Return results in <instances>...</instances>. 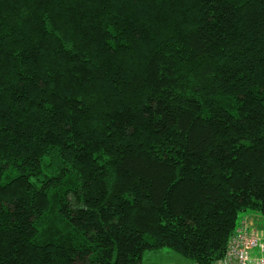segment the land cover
<instances>
[{"label":"trees","instance_id":"obj_1","mask_svg":"<svg viewBox=\"0 0 264 264\" xmlns=\"http://www.w3.org/2000/svg\"><path fill=\"white\" fill-rule=\"evenodd\" d=\"M248 210L264 0H0V264H210Z\"/></svg>","mask_w":264,"mask_h":264},{"label":"built area","instance_id":"obj_2","mask_svg":"<svg viewBox=\"0 0 264 264\" xmlns=\"http://www.w3.org/2000/svg\"><path fill=\"white\" fill-rule=\"evenodd\" d=\"M256 250L259 256H251ZM264 239L247 218H242L228 240L224 255L210 264H264Z\"/></svg>","mask_w":264,"mask_h":264},{"label":"rangeland","instance_id":"obj_3","mask_svg":"<svg viewBox=\"0 0 264 264\" xmlns=\"http://www.w3.org/2000/svg\"><path fill=\"white\" fill-rule=\"evenodd\" d=\"M241 216L250 218V223L255 228L258 234L264 239V215L254 213L253 211L243 212ZM250 219V220H251ZM251 256H259L260 253L256 250L250 252ZM264 256V254H263ZM141 264H196L194 261L184 258L171 249L164 248L158 251H145L142 256Z\"/></svg>","mask_w":264,"mask_h":264},{"label":"crops","instance_id":"obj_4","mask_svg":"<svg viewBox=\"0 0 264 264\" xmlns=\"http://www.w3.org/2000/svg\"><path fill=\"white\" fill-rule=\"evenodd\" d=\"M243 217H244V218H247L246 216H241L240 219H239V221H240ZM250 219H251V218H250ZM250 219H249V221H252V219H251V220H250ZM251 223H252V222H251Z\"/></svg>","mask_w":264,"mask_h":264}]
</instances>
